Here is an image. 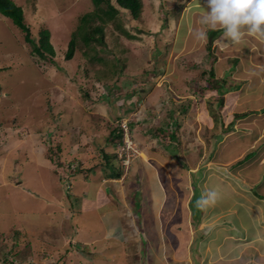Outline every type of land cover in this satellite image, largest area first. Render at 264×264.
Segmentation results:
<instances>
[{"label": "rangeland", "instance_id": "374dc122", "mask_svg": "<svg viewBox=\"0 0 264 264\" xmlns=\"http://www.w3.org/2000/svg\"><path fill=\"white\" fill-rule=\"evenodd\" d=\"M10 1L18 5V0ZM19 1L24 7V24L28 26L31 38L37 43L38 33L47 29L54 54L50 56L45 52L42 59L25 41V34L10 19L0 15L2 250H7L14 242L10 230L20 233L26 228L27 232L20 233L21 241L18 242L23 245L34 243L33 249L39 250L32 252V257L40 256L41 251L46 249L44 245H49L53 249L48 250L54 252H44V255L55 260V249L59 251L65 246L62 236L82 241L88 234L81 233L84 223H80L77 217L82 213L80 208L83 202H74L71 196L75 189L73 182L75 178L86 179L90 184L93 181V185L83 190L96 195L94 187L98 183L100 185L103 177L109 174L107 168L121 171L119 180L114 181L116 183L104 184L112 200L132 193L140 197L143 194L149 196L150 186L146 182L154 179L158 183L156 189L162 198L166 196L168 203L161 209L157 228L171 229V234L166 235L170 239V248L180 241L176 236L177 229L184 228L187 232H194L191 234L194 237V250L201 240L204 225L213 224L217 219L214 213L209 214L207 206L201 209V223H195L193 218L191 222L189 220L194 186L201 193L200 179L204 171L208 174L206 169L209 162L210 167L215 166L217 184L206 187V192L212 189L218 191V178L222 179L220 189L228 197L219 205L227 219L235 211L232 204L238 203L235 195L230 194L233 191H228L227 184L232 188L235 186L236 192L247 196L246 199L254 198L257 207L264 204V174L257 178L256 184L250 185L247 183L250 180L245 179L249 170L243 169L252 162L254 167L264 171V146L260 148L259 144H248L249 135L255 132L261 135L258 141L264 142V74H257V79L250 83L252 94L246 92L241 95V89L237 91L235 84L242 82L233 80V60L226 57L231 43L222 37L218 40L223 43L213 39L220 30L209 31L207 42L197 41L192 30L189 38L181 42L195 47L194 54L191 52L189 56L180 55L175 59L172 54L181 37L180 34L178 36V29L184 30L186 22L181 25L176 20L179 15L172 19L183 13L181 9L190 0H144L138 21L128 22V13L118 16V23L130 38L121 31L112 32L111 27L106 25L103 34L98 36L103 37V44L92 43V50L83 45L82 39L97 23L81 21L94 11L91 0H76L77 3L75 0ZM164 22L171 24L170 30L156 36V29H163L161 25ZM72 32L77 35L76 50L71 60H66L65 53ZM246 40L243 42L247 44ZM260 41L264 43V39ZM95 56L103 63L89 61ZM117 61L119 64L116 65ZM229 64L233 65L230 69ZM120 65L124 71L115 77L101 72H108L113 66L118 68ZM223 68L227 69L224 77L218 78L217 72ZM96 71L100 79L96 77ZM141 71L147 73L142 74V78H136ZM171 73L177 81L169 79ZM213 88L218 91H213ZM132 90L136 93L130 95ZM220 90L224 95H219ZM237 96L238 101L230 103L229 97ZM183 99L186 102L176 103ZM220 100L222 104H219ZM130 111L135 113L129 114ZM118 114H124V118L128 119L133 143L139 148L138 154L128 165H122L117 156L121 141L110 135L114 125L122 120L115 119L120 117ZM219 135L223 137L218 139ZM239 146H245L243 154L252 151L259 153L256 160L253 161L252 157L241 158L237 165L226 167L228 161L224 158L237 151L236 147ZM142 165L147 169L143 171ZM197 167L199 170L192 172ZM223 167L226 168L225 172L221 170ZM236 175L240 180L247 181L246 184L237 182ZM22 185L31 196L26 195L22 187L18 188ZM56 196H63L69 202H60L58 217H46L50 205L46 197ZM99 201L102 206L109 203L102 196ZM53 205L58 207L55 203ZM72 209H75L73 221L69 217ZM184 215L186 218L181 221L180 217ZM153 221L151 218L150 224ZM90 226L97 228L95 224ZM78 232L81 234L77 238ZM195 237L199 239L195 240ZM188 246L181 249L183 253ZM175 252L181 253L178 249ZM197 256L200 255L197 253Z\"/></svg>", "mask_w": 264, "mask_h": 264}, {"label": "crops", "instance_id": "0c3cea01", "mask_svg": "<svg viewBox=\"0 0 264 264\" xmlns=\"http://www.w3.org/2000/svg\"><path fill=\"white\" fill-rule=\"evenodd\" d=\"M186 1L188 2L189 0ZM75 2L77 3L76 0ZM189 2L190 3H187L186 6H183L181 9L183 13L178 14L179 18H176V20L179 21L181 25L186 22V26L184 24V30L178 29V36L180 34L181 37L178 39L179 43L176 45V48L172 54V56L176 57L175 59L179 58L180 55L189 56V53H193V49L195 47L187 46L186 42L182 43L181 41L183 40L184 42V38H189L190 32L192 33V30L194 32V29L201 27L199 24L201 10L202 8L207 10V0H190ZM17 3L18 5L16 6L22 9L23 15L25 16L23 4H21L19 0ZM174 19L175 18H173L172 21ZM170 25L171 24L168 23L167 28L156 29L157 31H155V35L157 36L159 33H163L165 30H170ZM176 27H178V24ZM217 35L218 36L214 37L213 39H217V43H220L219 38L222 37V32L219 34L217 33ZM244 39H247L245 41L247 44L243 41L235 45L229 44L228 47H230V52L228 55H226L227 58L233 60L234 67L231 64L228 65L229 69L233 67L231 68L233 70L231 72L233 74V80L235 82H242H236L235 84V86H239L237 91L241 89V95H245L246 92L252 94V92H250V88H252L250 83H253L254 80L257 79V74H264V43L260 41L261 38H257L255 36H246ZM123 44L125 43L123 42ZM238 46H242V48H239ZM226 70V68L220 69V71L217 72L218 78L224 77L223 74L226 72ZM169 75L171 76L169 79L177 81L176 76L172 75V73ZM242 78H244V80H241ZM225 94L228 95V92ZM238 96L241 97L240 95ZM238 96L234 98L229 97L228 100H230V103H234V101H238ZM183 100L184 101H177L176 103L186 102V99ZM134 113L133 111H130L129 114ZM174 117L176 118V115H174ZM220 137L223 136L219 135L218 139ZM249 137L250 140L248 144H259L260 148L264 146V142L260 143L261 141H258V139L261 138L259 133L255 132L253 135H249ZM219 143L222 144V142ZM224 146L225 144L222 145L219 152H221ZM240 146L236 147L237 151L230 154L229 157L224 158V160L228 161L226 167L233 166L235 164L237 165L239 161L248 157H252L253 161L256 160L255 157L259 153L254 154L252 151L250 153L248 152L243 154V148L245 146ZM210 164L211 163L209 162L206 169L208 174L202 170L204 173L200 179L202 182L201 188L199 186L201 193L198 191V188L194 186V193H192L191 198L192 203L190 202L191 205L189 207L191 214L189 217L190 222L191 218H193L195 223H198L199 221L201 223L202 218L200 220V216H202V210L201 208H197L195 206V201L199 199L201 195L206 193V187L209 188L211 185L215 186L217 184V181H215L216 176L214 175L216 174L214 171L215 166L210 167ZM44 166L47 167V165ZM142 167L143 171L147 169L145 165H142ZM243 169L249 170L246 171L247 176L245 179L247 181L250 180L249 182L245 181L244 179L240 180L238 177L239 175L237 174L238 176L236 175V181L241 182L243 185L244 183L246 184V182L250 185L252 183L256 184L257 178L264 174V171L261 169L258 170V167H254L252 162H249ZM256 169L257 171H255ZM198 170L199 168L197 167L196 170H192V172H197ZM221 170H224L225 172L226 168L223 167ZM51 173L53 174L52 171ZM250 176L251 178H248ZM105 177L106 178L103 177L102 183L100 185L98 183V185L94 188L96 189L97 194L107 199L109 203L106 206H102V204L99 203V198L101 196H98L97 194L91 195L89 192L83 190L85 187L93 185V181L92 184H90V182L86 181V179L83 180L81 178H75V181L73 182L75 189H73L71 196L73 197L74 202H78L79 200L83 202V205L80 208L82 213L78 215L77 219L80 220V223H84V226L81 227V233L86 232L88 236L82 239V241H78V239L74 237L63 238L62 236V241L64 242L65 246H63L61 250L59 249V251L55 249V252H57L55 260H58L59 264H264V204H259L257 207L258 204L254 205L257 203L254 201V198L252 200L246 199L247 196L243 197L242 194L236 192L235 186L232 188V186L227 184L229 188L228 191H233L230 194L235 195L234 197H236L238 200V203L234 202L232 204V210L235 209V211H233V213L227 219L224 214L225 212L223 209H221L222 207L219 204H221L222 201H225L228 196L224 190L220 189V185H222L220 181L222 179L218 178L219 197L216 200V204L214 203L208 206L209 214L214 213L217 215V219H215L213 224L204 225V229H202L204 233L202 232L201 240L197 242L198 245L195 248L196 250L194 249L195 252H193V231H191V233L187 232L184 228H178L176 236L180 241L178 244H176V246L174 245L175 247L170 248L168 246L170 239L166 235L167 233L168 235L171 234V229L167 231L166 229L157 228V224H159V218H161L162 215L161 209H163L162 207L168 202L165 201L166 196L162 198L161 193H159V191L156 189L158 183L155 182L154 179H149L148 182H146L150 186L149 196L143 194L142 197H140L139 194L132 193L131 195H123L121 197H117L115 200H112L111 196L107 193V186L105 187L104 184H107V182H114L117 179H113L111 176H108V174H106ZM237 182L235 183L237 184ZM241 186L242 185H240L239 188ZM21 187L23 188L22 190H24V193H27L26 195L31 196V194H28L29 191H27L24 185L19 186L18 188ZM46 200L48 201V205L50 203L48 207L49 209L47 207L45 208V210L48 209L46 212V217L50 216L51 218L55 216L58 217L60 213L59 206L61 208L60 202L63 200L68 201L66 198H63V196H56L54 198L46 197ZM239 202H241V204H239ZM245 202L247 205H244ZM54 203L58 207H55L53 205ZM74 211L75 209H72V212L69 216L70 220L72 221L74 220ZM222 217L225 219H222ZM151 218L154 219L152 224H150ZM180 218L182 221L186 218V215ZM205 218L206 216L203 217V223ZM47 219L48 223H51L50 218ZM127 219L128 223L126 222ZM145 219L149 221L146 222ZM217 220L219 221L217 222ZM145 223H147L146 226ZM90 224H95L97 228H91ZM49 227L52 228V226ZM10 232L12 233V241L14 242L7 250H2L0 248V259L3 260L0 261V264H11L9 259L12 261L18 260L22 263H26L32 258H34L33 261H38L40 256L46 254L44 252H50L51 254L54 252L48 250L49 248L53 249L52 247L49 245H44V247L46 246V249L43 248L44 250L41 251V255L32 257V252L39 250L33 249L34 243L32 242L31 244L23 245L18 242L21 241L19 240L20 233L25 234L27 232V228L20 233L18 231L14 232L11 230ZM81 233L78 234L77 238ZM197 239L199 238H196L195 240ZM181 241L184 243L182 242V244H180ZM164 243L165 245H163ZM179 244L180 246H178ZM1 246L2 244L0 242V247ZM186 246H188V249L183 253L181 249ZM177 249L182 255L178 254V252H175ZM197 253L200 256H197Z\"/></svg>", "mask_w": 264, "mask_h": 264}, {"label": "trees", "instance_id": "16d2710c", "mask_svg": "<svg viewBox=\"0 0 264 264\" xmlns=\"http://www.w3.org/2000/svg\"><path fill=\"white\" fill-rule=\"evenodd\" d=\"M144 0H91L92 5L94 6V11L91 14H87L86 16H84L81 21L83 22H89V23H97L95 26L91 27L90 30H88L87 34L83 37L82 39V43L85 47H90V49H94L93 48V44L95 45H102L103 44V37L99 35L103 34V28L104 26H110L111 27V31L112 32H123V34L125 36H128L129 38L131 37L130 35H126V32L123 28H121V23H118V16L122 13V14H126L128 13L129 15L127 16L126 14V20L128 22H132V20L134 21H138L141 14H142V8H143V2ZM0 15L8 18V20L10 19L12 21V24L14 26H16L17 28H19L24 34V38L25 41L31 45L33 52H35L38 56H40L42 59L45 58L44 53L47 52L48 55L53 56L54 52L52 49V46L50 45V33L47 29H43L41 30L38 34H39V38H38V42L36 43L32 38H31V33L30 30L28 28V26H26V24H24V16H23V11L20 7L16 6L15 4H13L10 0H0ZM177 15H175L174 18H176ZM88 19V20H86ZM129 19V20H128ZM162 28H166L168 26V24H166V22H164L162 25ZM221 32V31H220ZM218 32V34L220 33ZM216 33H213V35H215ZM211 35V34H210ZM212 35V36H213ZM76 33L72 32L71 36H70V40L68 43V47H67V51L65 53V58L66 60H71V58L73 57L75 50H76ZM111 36H113V34L111 33ZM118 36V34H117ZM93 45V46H91ZM210 49V48H209ZM153 58H155V56H152ZM97 57L95 56L94 58L90 59L89 61L92 62L94 60L98 61L99 63H103L102 59H96ZM119 64L118 61L116 63V65ZM235 64V63H234ZM115 68V69H114ZM124 70L122 69V66L120 65L118 68L117 66H113V69L108 71V72H103L102 73H110L109 76L115 77L116 75H120ZM97 72V71H96ZM145 73H147V71H141V73H139V75H136V78H142V74L145 75ZM114 76H113V75ZM101 75V74H100ZM105 75V74H103ZM212 75V74H211ZM106 76V75H105ZM139 76V77H138ZM213 76V75H212ZM96 77L98 79L99 78V74L98 72L96 73ZM222 80V79H221ZM237 88V90L239 89V86H235ZM213 91H218V89H214ZM233 91V90H232ZM136 91L131 92V94H135ZM227 93V92H225ZM219 95H224V93H222V91H219ZM129 96V95H128ZM222 104V100H220V103ZM120 115V114H118ZM242 116V115H240ZM125 115H120V117H116V120H120L122 118H124ZM232 127V126H231ZM113 134V137L119 141H121L122 139V133L121 130L119 129L118 125H114L113 129L111 130L110 135ZM107 168V166H106ZM111 169V168H110ZM107 168V170L109 171L108 176H111L113 179H119L121 176V171H115V170H110ZM90 171V170H89ZM197 218V217H195ZM7 264V263H6Z\"/></svg>", "mask_w": 264, "mask_h": 264}, {"label": "clouds", "instance_id": "9594fccd", "mask_svg": "<svg viewBox=\"0 0 264 264\" xmlns=\"http://www.w3.org/2000/svg\"><path fill=\"white\" fill-rule=\"evenodd\" d=\"M199 24L201 27L194 29V37L200 42H207L208 32L216 30L222 31V39L233 45L241 43L246 36L264 39V0H207V10L202 8ZM218 197L217 190H208L195 201V206L205 208ZM51 260L59 264L58 260Z\"/></svg>", "mask_w": 264, "mask_h": 264}, {"label": "built area", "instance_id": "2783aa9c", "mask_svg": "<svg viewBox=\"0 0 264 264\" xmlns=\"http://www.w3.org/2000/svg\"><path fill=\"white\" fill-rule=\"evenodd\" d=\"M130 123L128 119L122 118V120L119 121L118 127L121 130L122 133V140L120 144L117 147V156L118 159L121 161L122 165H128L129 162L135 157V155L138 154L139 148L135 143V141L132 139L131 131L129 129ZM134 142V143H133ZM45 256V257H43ZM38 258V261L41 260L40 263L37 260L34 262L33 260L28 261L26 263H20L17 261H13L15 263L13 264H55V261L47 258V255H43Z\"/></svg>", "mask_w": 264, "mask_h": 264}]
</instances>
